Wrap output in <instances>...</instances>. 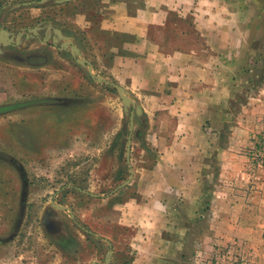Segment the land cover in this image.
Returning a JSON list of instances; mask_svg holds the SVG:
<instances>
[{
	"label": "crops",
	"instance_id": "obj_1",
	"mask_svg": "<svg viewBox=\"0 0 264 264\" xmlns=\"http://www.w3.org/2000/svg\"><path fill=\"white\" fill-rule=\"evenodd\" d=\"M211 5L213 0H0V107L7 106L0 119H8L2 134L12 140L5 148L26 151L30 166L53 167L69 165L81 151L86 160L91 151L120 149V118L133 108L132 119L135 109L111 84L122 86L142 107L141 118L148 119L150 126L139 138L148 139L158 157L151 167L145 166L148 159L141 160V168L127 157L129 172L134 170L127 190L132 188L133 195L121 201L116 194L107 199L109 212L100 211L101 220H110L114 228L134 231L131 264L156 262L153 256L161 253L173 255L183 230L193 229V215L197 218L199 212L203 170L212 149L207 127L216 104L224 101L218 88L225 84L214 71L230 67L213 56L209 39L215 37L211 23L217 14ZM184 10L206 45L188 46L184 38L189 34L172 29V16L183 18ZM17 102L19 108L8 107ZM130 135L131 130L128 141ZM15 160L27 203L32 183L41 175ZM45 176L48 180L51 175ZM61 212L72 213L55 210L54 203L46 207L43 231L62 233L64 224L53 221ZM96 236L108 243L110 264H115V238ZM19 242L15 235L0 245ZM21 247L30 253L31 245ZM34 257L29 261L41 259ZM105 262L93 259L89 264ZM18 263L23 262L12 264ZM0 264L9 262L0 257Z\"/></svg>",
	"mask_w": 264,
	"mask_h": 264
},
{
	"label": "rangeland",
	"instance_id": "obj_2",
	"mask_svg": "<svg viewBox=\"0 0 264 264\" xmlns=\"http://www.w3.org/2000/svg\"><path fill=\"white\" fill-rule=\"evenodd\" d=\"M210 7L217 14L211 23L215 37L209 39L215 47L213 56L230 67L218 66L214 71L218 82L225 84L218 88L224 101L216 104L217 112L207 127L212 149L207 156L208 168L203 170L199 212L197 218L193 215V229L183 230L173 255H154L157 261L145 264H264V0H213ZM183 13V18L172 16V29L189 34L184 38L188 46L206 45L201 33L196 35L189 11ZM20 105L17 102L8 107ZM132 111L130 108L120 118V149L91 151L86 160V152L81 151L69 165L59 167L30 166L26 151L5 148V142L12 140L2 134L8 119H0V240L16 235L20 241L17 246L0 245V257L7 258L9 264L15 260L23 262L18 264H89L93 259L104 263L110 247L96 236L102 234L116 240L115 264L133 262L129 242L134 231L119 230L110 220L100 218L101 208L109 212L108 198L119 194L124 201L133 195L128 185L122 187L131 178L127 142ZM148 126V119L135 113L130 159H135L138 168L143 167V159H148L145 166L151 167L159 154L149 149L148 139L139 138ZM15 159L25 162L28 172L35 169L41 175L32 183L27 203L23 198L25 182ZM46 173L51 175L48 180ZM52 203L67 206L72 212L56 214L53 221L64 224L59 235L43 231L40 224ZM25 245H31L30 253L21 247ZM63 246L66 252H62ZM31 255L41 259L34 257L31 262Z\"/></svg>",
	"mask_w": 264,
	"mask_h": 264
},
{
	"label": "water",
	"instance_id": "obj_3",
	"mask_svg": "<svg viewBox=\"0 0 264 264\" xmlns=\"http://www.w3.org/2000/svg\"><path fill=\"white\" fill-rule=\"evenodd\" d=\"M0 41L3 42L4 41V37H2L0 39ZM1 42H0V45H1ZM79 62L82 63V64H86L87 63L84 60H79ZM91 69H92V67H91ZM91 72L93 73V71H91ZM98 80L99 81H104V79H102L100 77H99ZM105 82H107V81H105ZM111 85H113L116 89H118L123 102L127 106H133L134 109L136 110V111H134L132 119H131V135H130V139L128 141V148H127V157H128V162L130 163L131 150H132V134H133V131H134V123H135V121H134L135 118L134 117H135V113H137V115L141 116L143 114V109H142V107L140 105H137V103L126 94V91H125V89L122 86H119V85H116V84H111ZM133 177H134V170H133V168H131V178L126 183H124L122 187L129 185L131 183ZM54 207H56L58 209H61V210H69V211H71V209L69 207H67V206H60V205L54 204ZM112 255H113V251L111 250V251H109V253H108L107 257H106L105 264H110Z\"/></svg>",
	"mask_w": 264,
	"mask_h": 264
},
{
	"label": "trees",
	"instance_id": "obj_4",
	"mask_svg": "<svg viewBox=\"0 0 264 264\" xmlns=\"http://www.w3.org/2000/svg\"><path fill=\"white\" fill-rule=\"evenodd\" d=\"M5 109V107H0V111L1 110H4ZM5 112V111H4ZM3 113V112H2ZM2 113H0V114H2ZM143 119V118H142ZM140 137V136H139Z\"/></svg>",
	"mask_w": 264,
	"mask_h": 264
}]
</instances>
